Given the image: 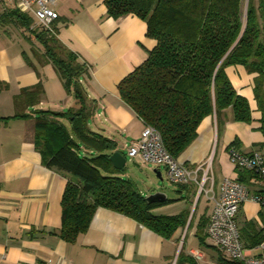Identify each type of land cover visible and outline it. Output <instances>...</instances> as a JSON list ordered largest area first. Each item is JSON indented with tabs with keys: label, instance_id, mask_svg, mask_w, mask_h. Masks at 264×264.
<instances>
[{
	"label": "crops",
	"instance_id": "0c3cea01",
	"mask_svg": "<svg viewBox=\"0 0 264 264\" xmlns=\"http://www.w3.org/2000/svg\"><path fill=\"white\" fill-rule=\"evenodd\" d=\"M13 10L15 0H0V264H241L212 244L206 225L224 178L239 179L251 193L261 188L253 172L236 169L227 154L230 145L244 154H264L261 112L253 91L256 74L241 65L225 68L235 91L248 101L252 120H233L229 107L206 116L177 158L191 169L201 167L197 179L211 160L213 178L212 185L206 184L207 194L199 193L194 182L176 184L175 197L153 209L158 215L184 213L182 224L164 236L122 213L98 207L87 230L67 242L55 232L70 176L42 162L35 119L40 111L77 109V86L89 112L88 129L111 139L115 147L107 154L119 151L127 163V148L145 124L121 99L117 85L147 58L155 41L135 15L109 16L104 0H58L54 35L86 67L67 87L43 55V46L15 24ZM36 87L38 95L18 98ZM61 120L72 135L68 118ZM156 167L161 177L162 166ZM236 219L247 253L259 254L264 206L248 200Z\"/></svg>",
	"mask_w": 264,
	"mask_h": 264
},
{
	"label": "trees",
	"instance_id": "16d2710c",
	"mask_svg": "<svg viewBox=\"0 0 264 264\" xmlns=\"http://www.w3.org/2000/svg\"><path fill=\"white\" fill-rule=\"evenodd\" d=\"M104 3L113 18L133 14L143 20L146 35L155 41L147 58L122 78L117 88L136 116L160 133L165 148L174 158L195 139L199 124L208 115H218L229 107L233 120L247 123L252 120L248 101L235 91L225 74L230 65H241L256 74L253 91L264 134V0H259L258 9L252 0L247 3L104 0ZM10 16L29 32L28 38L43 46V55L53 63L67 87L86 72L76 54L60 44L54 33L39 26L31 27L32 16L18 10L11 11ZM74 91L77 109L65 113L40 111L35 119V143L42 162L70 176L61 198V225L55 233L67 242H74L87 230L96 208L104 207L168 236L184 222L185 214L154 213L156 206L171 199L147 203L133 183L120 176L122 171L113 167L107 154L115 143L88 129L89 112L81 89L75 86ZM38 94L36 87L25 90L18 98ZM62 116L68 118L72 135Z\"/></svg>",
	"mask_w": 264,
	"mask_h": 264
},
{
	"label": "built area",
	"instance_id": "2783aa9c",
	"mask_svg": "<svg viewBox=\"0 0 264 264\" xmlns=\"http://www.w3.org/2000/svg\"><path fill=\"white\" fill-rule=\"evenodd\" d=\"M57 2L58 0H15V5L18 11L33 17L34 24L31 27L39 26L47 33H54L53 23L58 18ZM127 154L139 163L163 166L166 177L173 184L194 182L198 192L206 194L209 193L206 184H213V178L209 174L211 160L205 163L202 176L197 179V172L201 167L191 169L174 158L165 148L160 133L152 126H144L140 137L129 144ZM227 154L236 169L251 170L261 188L251 193L239 180L224 178L219 194L213 197L214 205L206 225L207 236L231 260L241 264H264V240L257 244L259 254H248L236 219L240 206L248 200L264 206V154H244L234 146L227 148Z\"/></svg>",
	"mask_w": 264,
	"mask_h": 264
},
{
	"label": "rangeland",
	"instance_id": "374dc122",
	"mask_svg": "<svg viewBox=\"0 0 264 264\" xmlns=\"http://www.w3.org/2000/svg\"><path fill=\"white\" fill-rule=\"evenodd\" d=\"M247 1L245 0V3ZM252 5L258 9L259 0H252ZM155 168L157 167L154 164L137 163L128 158L125 169L121 172L120 176L129 179L144 197L156 191L165 193L168 198L175 197L177 185L168 180L163 166L160 167L161 177L157 176L154 171ZM154 212L157 213L158 211L155 210Z\"/></svg>",
	"mask_w": 264,
	"mask_h": 264
},
{
	"label": "water",
	"instance_id": "95a60500",
	"mask_svg": "<svg viewBox=\"0 0 264 264\" xmlns=\"http://www.w3.org/2000/svg\"><path fill=\"white\" fill-rule=\"evenodd\" d=\"M109 160L113 167L119 171H123L126 165V157L119 151H114L110 154ZM160 177V176H159ZM167 200L165 193L156 191L145 196V201L147 203H162Z\"/></svg>",
	"mask_w": 264,
	"mask_h": 264
}]
</instances>
